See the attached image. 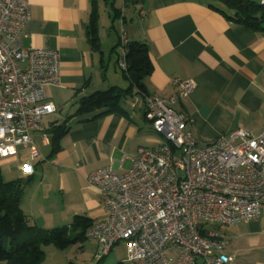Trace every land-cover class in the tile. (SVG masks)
I'll list each match as a JSON object with an SVG mask.
<instances>
[{
	"label": "crops",
	"instance_id": "1",
	"mask_svg": "<svg viewBox=\"0 0 264 264\" xmlns=\"http://www.w3.org/2000/svg\"><path fill=\"white\" fill-rule=\"evenodd\" d=\"M96 1L99 11L100 2ZM28 2L30 17L24 27L22 46L57 51L61 74L58 85H47L44 89L46 99L56 109L42 119L45 142L41 138L42 132L33 133V142L43 159L31 162L33 170L30 174H25L20 167L21 173L16 178L31 175L21 198L24 213L23 197L36 181L39 164L53 159L51 165H63L60 166L63 167L60 196L61 201L68 202L65 203L72 215H85L93 221L105 218L101 196L85 185L84 177L76 174L77 169L84 176L103 167L122 174L131 166V159L139 147L154 146L153 141L147 140L154 130L144 117L143 94L134 87L123 96L120 110L95 118V113L76 114L82 96L110 86H129L117 65L123 39L143 42L148 47L152 68L143 78V85L149 93L173 95L176 92L174 78L195 82L189 97L177 102L174 108L191 117L192 123L187 129L199 145L208 144L219 135L228 136L236 128L252 135L264 132V31L232 22L217 9L218 3L210 0H139L134 4L129 0L123 5L129 13L120 12L119 15L123 23L129 20L127 32L105 47L100 37L99 14V49H95L87 35L94 0ZM140 10L144 11L142 17L138 15ZM61 126L68 130L60 139L59 149L54 151L53 134ZM38 142L49 149L43 151ZM19 158H24L25 163L29 161L27 148H21L15 157L0 159V164L16 165ZM35 197L37 191L33 202L38 203L39 199ZM47 202L51 203L50 200ZM71 221L64 225H70ZM257 222L242 223L248 224L253 233ZM48 227L41 228L50 229ZM208 230L217 231L225 240L230 237L217 228ZM237 230L234 228L233 233ZM251 240L252 245L257 243V240ZM86 242L92 244L95 255L97 242L86 238L78 245L84 249Z\"/></svg>",
	"mask_w": 264,
	"mask_h": 264
},
{
	"label": "built area",
	"instance_id": "2",
	"mask_svg": "<svg viewBox=\"0 0 264 264\" xmlns=\"http://www.w3.org/2000/svg\"><path fill=\"white\" fill-rule=\"evenodd\" d=\"M264 5V0H256ZM123 0V5H125ZM144 16V11L138 12ZM30 17L28 0H0V159L29 151L23 172L43 159L33 142L42 119L55 112L45 86L60 83L57 51L24 48ZM117 65L126 71V45ZM170 96L143 94L144 117L166 142L139 147L122 174L110 167L91 171L88 187L101 196L105 218L94 221L85 237L97 242L96 259L125 241L127 264H235L224 252L227 240L211 224L232 226L256 220L264 203V132L236 128L199 145L187 125L191 117L176 110L193 92L191 79H173ZM43 142L46 134L41 133Z\"/></svg>",
	"mask_w": 264,
	"mask_h": 264
},
{
	"label": "trees",
	"instance_id": "3",
	"mask_svg": "<svg viewBox=\"0 0 264 264\" xmlns=\"http://www.w3.org/2000/svg\"><path fill=\"white\" fill-rule=\"evenodd\" d=\"M138 1L130 0L134 4ZM210 1L218 3L219 7L216 8L232 22L258 32L264 31V5L259 4L256 0ZM125 2L127 5L129 0H125ZM113 10L114 17H119L120 11L115 8ZM98 17V4L94 0V9L87 26V35L91 46L95 49H99ZM125 48L127 69L123 71V74L129 81V86L127 88L110 86L104 90H96L82 96L78 100L76 114L95 113L93 116L95 118L120 110L123 96L133 87L142 94H150L143 85V78L152 68L147 45L131 40L127 41ZM67 130L68 128L61 126L53 134L52 147L54 151L59 149L60 139ZM30 181L31 175L5 181L0 171V262L4 261L6 264H35L42 258V246L46 244H54L58 248H64L70 244H80L86 239L85 231L94 222L90 217L75 214L70 225L51 229H43L31 223L20 206L22 194ZM207 231V227L200 229L203 235H207ZM103 258L97 259L91 264H102ZM117 264L126 263L119 261Z\"/></svg>",
	"mask_w": 264,
	"mask_h": 264
},
{
	"label": "rangeland",
	"instance_id": "4",
	"mask_svg": "<svg viewBox=\"0 0 264 264\" xmlns=\"http://www.w3.org/2000/svg\"><path fill=\"white\" fill-rule=\"evenodd\" d=\"M99 2L100 37L102 38L103 47H105V45L114 38L122 37L124 32H127L128 29L129 20L123 23L120 17H114L113 8L119 10L123 14H128L129 12L128 9H126L127 7H123V0H99ZM108 14H110L111 17H108ZM55 117L59 118L60 116L56 115ZM50 118H53V116ZM147 140L153 141L154 146H159L166 142V139L156 131H152L147 136ZM38 144L43 151L49 149V147L41 146L39 142ZM51 162H53V159L39 164L36 173V181L27 188L23 197V209L30 222L36 224L38 227L45 226V228H47V226H49L48 228L50 229L59 225L68 224L70 219L74 216L70 209L67 208L66 203L68 202L65 201V203L61 201L62 197L60 196L61 192L59 190V185L60 172H62L63 167L60 166L63 165L61 163L60 165H51ZM26 163L24 158H19L16 165L15 163H1L0 169L4 180L9 181L16 179L21 173L20 167L23 168ZM42 174L44 176L43 179ZM76 174L86 177L82 172L80 173L78 169ZM36 191L37 197L35 198L39 199L38 203L33 202V195H35ZM48 200H50L51 203L47 202ZM58 212L61 216H59ZM256 220L258 221L256 223L257 228L253 233L249 230L248 224L245 223L232 226L219 224H211L208 226L209 229L211 228L213 230L217 228L225 232L227 236L230 234L229 239H227L229 243L226 248V254H230L234 257L235 264H264V203L261 205L260 216ZM234 228L238 229L235 234L233 233ZM237 233L242 234V236H237ZM251 238L257 240L255 245H252ZM42 249L43 256L35 264H91L97 261L93 254V246L88 242H86L84 249L78 244H70L64 248H58L54 244H46L42 246ZM126 257L127 249L125 241H120L112 248L110 253L103 258L101 263L117 264L119 261H124ZM0 264L6 263L2 261Z\"/></svg>",
	"mask_w": 264,
	"mask_h": 264
}]
</instances>
